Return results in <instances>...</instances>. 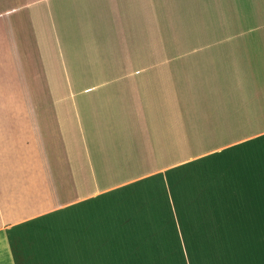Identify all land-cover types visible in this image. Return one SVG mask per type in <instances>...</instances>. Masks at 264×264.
<instances>
[{"label": "crops", "instance_id": "obj_1", "mask_svg": "<svg viewBox=\"0 0 264 264\" xmlns=\"http://www.w3.org/2000/svg\"><path fill=\"white\" fill-rule=\"evenodd\" d=\"M0 264H264V0H0Z\"/></svg>", "mask_w": 264, "mask_h": 264}]
</instances>
